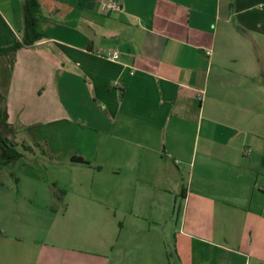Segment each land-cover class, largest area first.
Listing matches in <instances>:
<instances>
[{
	"label": "crops",
	"instance_id": "crops-1",
	"mask_svg": "<svg viewBox=\"0 0 264 264\" xmlns=\"http://www.w3.org/2000/svg\"><path fill=\"white\" fill-rule=\"evenodd\" d=\"M37 1L2 104L59 172L0 198V264H264V0ZM21 2L0 0V48Z\"/></svg>",
	"mask_w": 264,
	"mask_h": 264
},
{
	"label": "trees",
	"instance_id": "trees-1",
	"mask_svg": "<svg viewBox=\"0 0 264 264\" xmlns=\"http://www.w3.org/2000/svg\"><path fill=\"white\" fill-rule=\"evenodd\" d=\"M21 13L23 19L22 38L20 42H15L11 46L0 48V58H8L13 56L16 51L21 49L23 46H31L37 41H40L45 36L38 30V20L40 13V6L37 0H22L21 2ZM13 58L11 59V62ZM4 98L0 97V166H6L13 164L17 160L23 157V153L32 152V148H37L36 145L27 146L21 143L22 152L16 149L17 144L10 140L3 133L11 132L10 126L7 124V114L3 104ZM73 161L82 162L80 158H74ZM62 192L53 194V198H60Z\"/></svg>",
	"mask_w": 264,
	"mask_h": 264
},
{
	"label": "rangeland",
	"instance_id": "rangeland-1",
	"mask_svg": "<svg viewBox=\"0 0 264 264\" xmlns=\"http://www.w3.org/2000/svg\"><path fill=\"white\" fill-rule=\"evenodd\" d=\"M10 60L9 59H1L0 60V83L4 81V77L6 76V70L9 66ZM3 95V90L0 88V97ZM2 104V102H1ZM6 137H8L10 140H13L10 136L9 132L3 133ZM15 143L17 144L16 149L20 152H22L21 149V140L19 138L16 139ZM42 147L40 146L39 149H36L37 151H40ZM24 156L14 162L13 164H9L6 166H0V193L8 192L10 190V193L8 192L5 195H1L0 198H43L39 195V190L34 189L37 192L36 196H29L25 194L24 188L22 190L20 189L18 192L17 184L14 183V179L23 173H25V167L27 171H31L32 174L40 176L46 183H52V179H56L58 177V170L57 166L50 165L45 162L43 157L39 154H35L34 156L29 153H23ZM26 171V172H27ZM1 185H3V189L1 188ZM59 188H57L58 190ZM58 194V192L56 193ZM180 197H178L177 203L180 202ZM178 206V205H177Z\"/></svg>",
	"mask_w": 264,
	"mask_h": 264
},
{
	"label": "built area",
	"instance_id": "built-area-1",
	"mask_svg": "<svg viewBox=\"0 0 264 264\" xmlns=\"http://www.w3.org/2000/svg\"><path fill=\"white\" fill-rule=\"evenodd\" d=\"M99 10L104 15L114 14L121 12L122 6L118 0H100ZM105 58L111 61H116L119 58V54L117 51L109 50L105 53ZM202 95L203 92H200V94L197 95V99H200Z\"/></svg>",
	"mask_w": 264,
	"mask_h": 264
}]
</instances>
